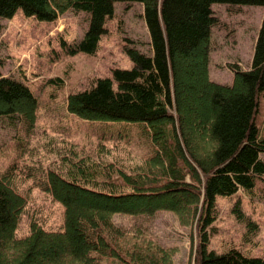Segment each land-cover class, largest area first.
I'll list each match as a JSON object with an SVG mask.
<instances>
[{
    "label": "trees",
    "instance_id": "obj_1",
    "mask_svg": "<svg viewBox=\"0 0 264 264\" xmlns=\"http://www.w3.org/2000/svg\"><path fill=\"white\" fill-rule=\"evenodd\" d=\"M117 2L143 5L150 53L127 46L131 68H113L111 76L68 94L65 106L91 123L138 128L136 147L143 160L126 164L134 139L100 136L93 145L97 152L76 145L59 151L50 147L55 160L22 161L21 183L30 180L28 187L60 206L62 224L47 229L27 214L21 235L27 201L17 191L15 175L21 169L12 161L0 171V264H174L169 249L146 238L141 226L125 229L113 220L127 216L143 226L139 221L158 212L172 213L184 226L196 221L195 264H264V254L249 256L234 247L214 251L208 232L216 197L264 185V125L258 124L264 97V0H0V18H11L18 9L44 21L67 10L83 12L87 29L70 52L93 55ZM213 4L263 9L251 66H232L230 85L208 77V38L217 24ZM49 83L62 86L60 78ZM38 108L30 87L0 70V118L20 125L16 160H23L19 155L36 134Z\"/></svg>",
    "mask_w": 264,
    "mask_h": 264
},
{
    "label": "rangeland",
    "instance_id": "obj_2",
    "mask_svg": "<svg viewBox=\"0 0 264 264\" xmlns=\"http://www.w3.org/2000/svg\"><path fill=\"white\" fill-rule=\"evenodd\" d=\"M211 7L217 24L211 28L208 38V77L214 82L230 85L234 77L232 66L242 70L251 66L263 10L256 6L228 4H213ZM143 14L142 4L115 3L114 15L106 21V33L100 37L93 55L70 52L87 29V15L83 12L67 10L54 21H44L26 17L18 9L11 18H0L1 73L24 81L39 102L36 134L25 153L19 155L23 160H16L18 121L14 122L17 123L15 128L8 119L0 118V171L12 161L17 162L16 168L21 169L15 175L17 191L27 201L20 235L25 230L28 215L36 217L47 229H57L62 224L61 207L46 198L38 188L28 187L30 180L21 183L22 161L34 163L42 160L46 164L55 160L57 154L49 151L50 147L59 151L76 145L77 150L97 152L94 144L103 136L105 139H134L135 147L130 145L128 148L132 153L125 158L126 164L135 166L142 162L144 154L136 147L135 140L139 139L138 128L132 125L109 128L106 124L82 120L70 114L65 103L68 94L88 88L97 78L111 76L113 68H131L132 62L125 52L127 46L150 53ZM53 78H60L62 86L52 87L49 81ZM259 111L258 124L264 125V97L260 100ZM172 112L176 117V112ZM110 147L112 149V144ZM117 150L126 154V150ZM261 157L264 158V154ZM236 210L242 218L237 216ZM214 213L215 219L208 228L211 249L223 252L234 247L249 256L264 254V185L257 182L251 193L240 189L230 197H216ZM113 220L125 229L141 226L147 231L146 238H152L161 247L169 249L174 264H195L196 221L184 226L169 212H158L145 222L139 221L144 223L143 226L127 216L115 215ZM247 221L252 223V228Z\"/></svg>",
    "mask_w": 264,
    "mask_h": 264
}]
</instances>
